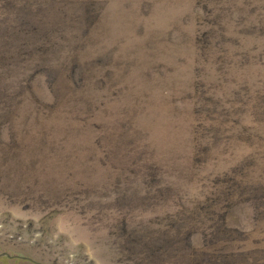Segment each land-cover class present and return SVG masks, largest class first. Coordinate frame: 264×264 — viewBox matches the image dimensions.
I'll list each match as a JSON object with an SVG mask.
<instances>
[{
	"label": "rangeland",
	"instance_id": "obj_1",
	"mask_svg": "<svg viewBox=\"0 0 264 264\" xmlns=\"http://www.w3.org/2000/svg\"><path fill=\"white\" fill-rule=\"evenodd\" d=\"M263 257L264 0H0V264Z\"/></svg>",
	"mask_w": 264,
	"mask_h": 264
},
{
	"label": "trees",
	"instance_id": "obj_2",
	"mask_svg": "<svg viewBox=\"0 0 264 264\" xmlns=\"http://www.w3.org/2000/svg\"><path fill=\"white\" fill-rule=\"evenodd\" d=\"M238 254H239L238 251L228 252V256H229L230 261L235 260L236 259L235 257H237L236 255H238ZM240 254L241 255L243 254V250L240 252ZM242 264H264V257L259 262H254L253 260L251 261L249 259H246V260H243Z\"/></svg>",
	"mask_w": 264,
	"mask_h": 264
}]
</instances>
